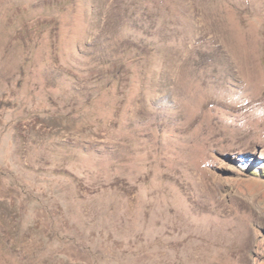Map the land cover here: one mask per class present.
Returning <instances> with one entry per match:
<instances>
[{
  "label": "rangeland",
  "instance_id": "374dc122",
  "mask_svg": "<svg viewBox=\"0 0 264 264\" xmlns=\"http://www.w3.org/2000/svg\"><path fill=\"white\" fill-rule=\"evenodd\" d=\"M0 264H264V0H0Z\"/></svg>",
  "mask_w": 264,
  "mask_h": 264
}]
</instances>
